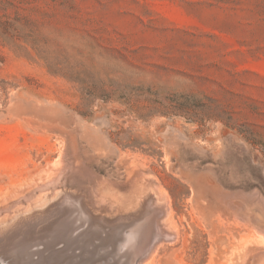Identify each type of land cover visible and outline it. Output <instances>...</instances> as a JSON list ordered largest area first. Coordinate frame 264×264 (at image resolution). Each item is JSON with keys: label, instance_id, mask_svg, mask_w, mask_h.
Instances as JSON below:
<instances>
[{"label": "rangeland", "instance_id": "374dc122", "mask_svg": "<svg viewBox=\"0 0 264 264\" xmlns=\"http://www.w3.org/2000/svg\"><path fill=\"white\" fill-rule=\"evenodd\" d=\"M0 224V264H264V0H0Z\"/></svg>", "mask_w": 264, "mask_h": 264}, {"label": "bare ground", "instance_id": "6f19581e", "mask_svg": "<svg viewBox=\"0 0 264 264\" xmlns=\"http://www.w3.org/2000/svg\"><path fill=\"white\" fill-rule=\"evenodd\" d=\"M48 184H49V183H48ZM65 193H66V192H65ZM58 194H59V193H58ZM60 194H61V193H60ZM67 194H68V193H67ZM152 194H153V193H152ZM157 194H158V193H157ZM162 194H163V193H162ZM74 195H75V194H74ZM160 195H161V194H160ZM163 195H165V194H163ZM46 196H47V195H46ZM65 196H66V194H65ZM65 196H64V197H65ZM158 196H159V195H158ZM165 196H166V195H165ZM165 196H164V199H165ZM66 197H67V196H66ZM75 197H76V196H75ZM75 197H74V198H75ZM77 197H78V196H77ZM79 197H80V196H79ZM155 197H156V196H155ZM166 197H167V196H166ZM80 198L82 199V196H81ZM161 198H162V196H161ZM167 198H168V197H167ZM46 199H47V198H46ZM46 199H45V200H46ZM48 199H49V197H48ZM54 199H55V198H54ZM71 199H72V198H71ZM76 199H77V198H76ZM144 199H145V198H144ZM45 200H43V201H45ZM51 200H53V199H51ZM51 200H50V201H51ZM62 200H64L63 202H65V199H64V198H63ZM67 200H68V199H67ZM67 200H66V201H67ZM78 200H80V199H77V200L74 199V201H78ZM140 200H141V199H140ZM145 200H146V199H145ZM167 200H168V199H167ZM68 201H69V200H68ZM72 201H73V200H70V203H71ZM147 201H148V199H147ZM152 201H153V200H152ZM79 202H80V201H79ZM79 202H78V203H79ZM83 202H84V201H83ZM148 202H149V201H148ZM148 202H146V203H148ZM150 202H151V201H150ZM156 202H157V200H156ZM157 203H159V202H157ZM162 203H163V202H162ZM165 203H166V202H165ZM37 204H40V203H37ZM59 204L61 205V203H59ZM59 204H52V205L48 206L45 210L39 212L38 214H35V217H34V216H33V217L36 218V216H43V215H45L47 212L53 211L57 206H59ZM62 204H63V203H62ZM67 204H69V203L67 202ZM141 204H142V201H141ZM163 204H164V203H163ZM64 205H65V204H64ZM72 205H74V204H72ZM72 205H71V206H72ZM78 205H79V204H78ZM145 205H147V204H145ZM149 205H150V204H149ZM66 206H67V205H66ZM81 206H82V204H81ZM167 206H168V203H167ZM42 207H43V206H42ZM67 207H68V206H67ZM145 207H146V206H144V204H142V205L140 206L141 209H140L137 213H135L134 215H130L129 217L127 216V217H128L127 219H123L124 217H120V218H119V221H121L120 219H123V223H124L125 227H127V228H128V227H131L132 225H135V223L141 221V219L146 215L147 210H148V212H149V210H150V211L152 210V208H151V209H150V208L148 209V207H147V208H145ZM149 207H150V206H149ZM168 207H169V206H168ZM62 208H64V207H61V210H62ZM69 208H70V207H69ZM76 208H79V207H76ZM36 209H39V208H36ZM71 209H72V208H71ZM160 209H161V208H160ZM160 209H159V210H160ZM33 210H34V209H33ZM72 210H73V209H72ZM89 210H90V209L88 208V212H89ZM164 210H165V208H164ZM30 211H32V210H30ZM57 211H58V210H57ZM62 211H63V215L65 216V218H66V215L70 213V209L67 210L66 207H65ZM62 211H60V212H62ZM75 211H76V210H74V213H75ZM82 211H83V208H82ZM82 211H81V212H82ZM168 211H169V210H168ZM53 212H54V211H53ZM72 212H73V211H72ZM81 212L79 213L80 215H81ZM84 212H85V214H86V212H87V210L85 211V207H84V211H83V213H84ZM151 212L153 213L154 211H151ZM26 213H27V212H26ZM26 213H25V214H26ZM258 213H259V212H258ZM70 214H71V213H70ZM72 214H73V213H72ZM75 214L77 215V213H75ZM75 214H73V215H75ZM87 214H88V216H89V218H90L89 213H87ZM147 214H148V213H147ZM150 214H151V213H149L148 215H150ZM19 215H20V214H19ZM22 215H23V214H22ZM73 215H72V216H73ZM168 215H169V212H168ZM255 215H256V214H255ZM54 216H55V214H54ZM56 216H57V215H56ZM68 216H70V215H68ZM68 216H67V218H68ZM81 216H83V217L86 218L87 215H81ZM146 216H147V215H146ZM164 216H165V215H164ZM256 216H257V215H256ZM258 216H259V215H258ZM75 217H76V216H75ZM75 217H74V218H75ZM157 217H158V216H157ZM13 218H14V217H13ZM65 218H63V219H65ZM97 218H98V217H96V219H97ZM99 218H100V217H99ZM103 218H104V217H102L101 219H102V220H105V219H103ZM166 218H167V217H166ZM30 219H31V218L26 219L25 222H26V221H29ZM55 219H56V218H55ZM55 219H54V220H55ZM70 219H71V218H70ZM70 219H69V220H70ZM90 219H91V218H90ZM93 219H94V218H92L93 223H91V225H92V224L94 225V220H95V219H94V220H93ZM69 220L66 219L65 222H63V223H67L66 221H69ZM78 220H79V219H78ZM88 220H89V219H88ZM99 220H100V219H99ZM116 220H117V219H116ZM116 220H115V222H116V224H118L119 221H118V223H117ZM165 220H166V219H165ZM10 221H11V220H10ZM10 221H8V222H10ZM97 221H98V220L95 221V222H96V223H95L96 225H98V224H97ZM106 221H108V220H106ZM8 222H6V223H8ZM14 222H15V221H14ZM53 222H55V221H53ZM71 222H72V221H70V223H71ZM102 222H103V221H102ZM108 222H109V221H108ZM113 222H114V221H113ZM121 222H122V221H121ZM121 222H120V223H121ZM167 222H168V221H167ZM12 223H13V222H12ZM36 223H38V222H36ZM58 223H59V221H58ZM72 223H73V222H72ZM87 223H88V222H87ZM100 223H101V222H100ZM110 223H111V222H110ZM160 223H161V222H160ZM169 223H170V222H169ZM169 223H168V224H169ZM67 224H68V223H67ZM76 224H78V223L76 222ZM80 224L82 225V223H80ZM88 224H89V223H88ZM88 224H87V226L90 227L91 225H88ZM102 224H103V223H102ZM102 224H100V225L102 226ZM108 224H109V223H108ZM108 224H105V221H104L103 227H104V226H107ZM113 224L116 225L115 223H113ZM113 224H112V225H113ZM164 224H167V223H164ZM164 224H163V225H164ZM0 225H1V224H0ZM2 225H3V224H2ZM4 225H5V224H4ZM12 225H14V224H12ZM58 225H59V224H58ZM62 225H65V226L68 227V225H66V224H62ZM71 225H72V224H71ZM85 225H86V224H85ZM93 225H92L91 227H93ZM112 225H111V226H112ZM51 226H52V225H51ZM59 226H60V225H59ZM109 226H110V225H109ZM149 226H150V221H149V219L147 218V219L141 221V223H140L139 225L136 224V225L134 226V228L137 227L135 230H132V231L129 230L130 233H128V234L126 235V237H124L123 239L126 240V242H127L126 244L130 247V249H133V251H134L133 253H134V254H144V253H145L144 255H145V257H146V260H149V262H150V259H152V260L154 259V255L156 254V252H157V250H158V249H157L158 247H157V245L154 246V247H152V248H149V247H148V248H147L148 250L146 249V252L144 251V245L147 243V242H146V239H147V238H145V236H146V235H147V236L150 235V234H148V232L150 231V227H149ZM0 227H1V226H0ZM5 227H6V226H5ZM19 227H20V226H19ZM30 227H31V226H30ZM30 227H29V228H30ZM61 227H63V226H61ZM67 227H66V228H67ZM74 227H76V225H75ZM81 227H82V226H81ZM81 227H79V229H80ZM85 227H86V226H85ZM91 227H90V228H91ZM115 227H116V226H113V229H115ZM151 227H152V226H151ZM156 227H157V230H158V233H159V234H158L159 238H163V239H164V238L166 237L168 240H169V239H172L173 241L176 240V237H174V235L171 234L169 230H168V232H166L164 228H160V229H158V226H156ZM161 227H162V225H161ZM167 227H168V226H167ZM56 228H58V226H57ZM59 228H60V227H59ZM63 228H64V230H65V227H63ZM63 228H62V235H65L68 231H66V230L64 231ZM69 228H70V227H69ZM90 228H88V229H90ZM97 228H98V227H97ZM99 228H100V227H99ZM106 228H108V227H106ZM116 228H117V227H116ZM27 229H28V228H27ZM70 229H71V228H70ZM70 229L67 228V230H70ZM79 229H78V226H77V230H79ZM85 229L87 230V227H86ZM100 229H102V228H100ZM104 229H105V227H104ZM111 229H112V227H111ZM111 229H110V231H108V233H109V232L111 233ZM117 229H118V228H117ZM130 229H131V228H130ZM167 229H168V228H167ZM47 230H48V229H47ZM49 230H50V229H49ZM75 230H76V229H75ZM75 230L73 229V232H75ZM86 230H85V231H86ZM102 230H103V229H102ZM102 230H101V231H102ZM120 230H121V228H120ZM122 230H123V229H122ZM154 230H155V229H154ZM26 231H27V230H26ZM52 231H53V230H52ZM56 231H58V230H56ZM71 231H72V230H71ZM83 231H84L83 229L80 230V232H83ZM85 231H84V233H86L88 230H87L86 232H85ZM95 231H96V230H95ZM98 231H99V230H98ZM103 231H104V230H103ZM106 231H107V229H106ZM7 232H8V231H7ZM58 232H59V231H58ZM65 232H66V233H65ZM80 232H78V233H80ZM88 232H90V231H88ZM104 232H105V231H104ZM14 233H15V230H12V231L10 232L9 235H13ZM18 233H19V232H18ZM51 233H53V232H51ZM60 233H61V232H60ZM63 233H65V234H63ZM92 233H94L93 230H92ZM96 233H97V232H96ZM99 233H100V231L98 232V234H99ZM101 233H102V232H101ZM101 233H100L99 235H101ZM108 233H107V234H108ZM112 233H113V230H112ZM121 233H122V231H121ZM150 233H151V232H150ZM173 233H174V232H173ZM30 234H31V233H30ZM54 234H55V233H54ZM68 234H71V233L69 232ZM90 234H91V233H90ZM105 234H106V233H105ZM107 234H106V236H107ZM116 234H118V233H116ZM66 235H67V234H66ZM72 235H74V237H75V236L78 235V234L76 233V235H75V234H72ZM72 235H71L70 238H73ZM85 235H86V234H85ZM85 235H83V237H84ZM91 235H93V234H91ZM99 235H98L97 238H99ZM120 235H121V234H120ZM151 235H152V234H151ZM25 236H26V235H25ZM40 236H41V235H40ZM57 236H58V235H57ZM87 236H89V234H87L85 237L88 238ZM106 236L104 235L102 239H104V237L106 238ZM113 236H114V234H113ZM175 236H176V235H175ZM4 237H5V236H4ZM9 237H11V236H9ZM76 237H77V236H76ZM101 237H102V236H101ZM116 237H118V236H116ZM119 237H120V236H119ZM119 237H118V242H119V241L122 242V240H123V239H121L122 237H121V238H119ZM150 237H151V236H150ZM150 237H148V238H150ZM152 237H153V239H152ZM152 237H151L152 240H150V241H153V240H154V236H152ZM155 237H156V236H155ZM5 238H6V237H5ZM23 238H24V237H23ZM59 238H61V237L59 236ZM63 238H64V237L62 236V239H63ZM113 238H114V237H113ZM113 238H112V243L116 240L115 238H114V239H113ZM20 239H21V237H20ZM52 239H53V238H52ZM65 239H67V236H66ZM77 239L80 240V239H82V237L79 239V235H78V238H77ZM100 239H101V238H100ZM144 239H145V240H144ZM7 240H8V239H7ZM108 240H110V239H108ZM113 240H114V241H113ZM147 240H148V239H147ZM5 241H6V240H5ZM47 241H48V240H47ZM69 241H70V240H69ZM71 241H72V240H71ZM74 241H75V240H74ZM74 241H72V242H73V243H77V242H74ZM76 241H77V240H76ZM93 241H94V239H93ZM93 241H92V242H93ZM106 241H107V240H106ZM12 242H15V241H12ZM19 242H20V241H19ZM38 242H39V241H38ZM38 242H36V243H38ZM49 242H50V241H49ZM66 242H68V241H66ZM94 242H95V241H94ZM94 242H93V243H94ZM97 242H98V241H97ZM110 242H111V241H110ZM144 242H146V243L144 244ZM148 242H149V241H148ZM27 243H28V242H27ZM43 243H45V242L43 241ZM93 243H92V244H93ZM107 243H108V242H107ZM151 243L153 244L154 241H153V242H150V244L148 243L149 246L151 245ZM25 244H26V243H25ZM25 244H24V245H25ZM68 244H69V243H68ZM68 244H67V245H68ZM95 244H96V243H95ZM119 244H120V242H119ZM148 244H147V245H148ZM164 244H165V243H164ZM13 245H14V243H13ZM16 245H17V244H16ZM24 245H22V246H24ZM31 245H32V244H31ZM35 245H37V244H35ZM58 245H59V244H58ZM64 245H66V243H65ZM69 245H72V244H69ZM90 245H91V244H90ZM90 245H88V248H89ZM107 245H108V244H107ZM109 245H110V244H109ZM147 245H146V246H147ZM160 245H161V244H160ZM82 246H84V245H82ZM95 246H97V244L94 245V247H95ZM110 246H111V245H110ZM115 246H116V245H115ZM115 246H114V247H115ZM152 246H153V245H152ZM5 247H6V246H5ZM32 247H34V246H31V248H32ZM38 247H40V246H38ZM60 247H61V246H60ZM72 247H73V245H72ZM85 247H86V245H85ZM91 247H92V245H91ZM101 247H102V246H101ZM107 247H108V246H106L105 248L107 249ZM15 248H16V247H15ZM19 248H20V247H19ZM23 248H24V247H23ZM29 248H30V246H29ZM55 248H58V247H55ZM55 248H54V249H55ZM63 248H64V246H63ZM76 248H77V247H76ZM98 248H99V247H98ZM145 248H146V247H145ZM6 249H7V248H6ZM21 249H22V248H21ZM27 249H28V248H27ZM38 249H39V248H38ZM38 249H36V250H38ZM67 249H68V248H67ZM74 249H75V248H74ZM100 249H101V248H100ZM103 249H104V248H103ZM103 249H102V251H103ZM109 249H110V248H109ZM3 250H4V248H3ZM34 250H35V249H34ZM70 250H71V249H70ZM85 250H86V249H85ZM88 250H89V249H88ZM92 250H93V248H92ZM97 250H98V249H97ZM104 250H105V249H104ZM113 250L115 251V249H113ZM4 251H5V250H4ZM22 251H23V250H22ZM64 251H65V250H64ZM67 251H68V250H67ZM71 251H73V250H71ZM71 251H70V252H71ZM74 251H75V250H74ZM99 251H100V250H99ZM109 251H110V250H109ZM8 252H9V250H8ZM8 252H7V253H8ZM20 252H21V251H20ZM26 252H27V251H26ZM31 252H32V251H31ZM47 252H48V251H47ZM61 252H62V251H61ZM97 252H98V251H97ZM100 252H101V251H100ZM129 252H130V251H129ZM2 253H3V252H2ZM9 253H10V252H9ZM12 253H13V252H12ZM18 253H19V252H18ZM18 253H17V254H18ZM56 253L58 254L59 252L56 251ZM66 253H67V252H66ZM101 253H102V252H101ZM113 253H114V252H112L111 255H112ZM4 254H5V253H4ZM25 254H26V253H25ZM33 254H34V253H33ZM85 254H86V253H85ZM95 254H99V253H95ZM95 254H94V256H95ZM108 254H109V252H108ZM114 254H115V253H114ZM130 254H131V252H130ZM9 255H10V254H9ZM27 255H29V254H27ZM44 255H45V254H44ZM99 255H100V254H99ZM102 255H103V256H104V255L108 256V255H107V252H106V254H102ZM102 255H101V256H102ZM111 255H110V256H111ZM144 255H143V256H144ZM7 256H8V255H7ZM19 256H20V255H19ZM25 256H26V255H25ZM25 256H23V257H25ZM31 256H32V255H31ZM31 256H30V257H31ZM39 256H41V255H39ZM63 256H66V255L63 254ZM77 256H78V255H77ZM82 256H83V255H82ZM87 256H89V255L87 254ZM101 256H100V257H101ZM106 256H105V257H106ZM139 256H140V255H139ZM143 256L141 255L140 257H143ZM14 257H15V256H14ZM45 257H46V256H45ZM95 257L98 258L97 256H95ZM19 258H20V257H19ZM79 258H80V257H79ZM96 258H95V259H96ZM110 258H111L112 261H113L112 256H111ZM2 259H3V257H2ZM2 259H1V262H2ZM24 259H26V258H24ZM24 259H23V260H24ZM28 259H29V258H28ZM32 259H33V258H32ZM34 259H35V258H34ZM34 259H33V260H34ZM84 259H85V258H84ZM89 259H90V258H89ZM111 259H109V257L107 258V260H111ZM4 260H5V259H4ZM21 260H22V259H20L18 262H20ZM37 260H38V259H37ZM67 260H68V259H67ZM75 260H76V259H75ZM85 260H86V259H85ZM107 260H105V261L107 262ZM45 261H46V259H45ZM72 261H73V260H72ZM76 261H78V260H76ZM112 261H110V262H112ZM138 261H139V259H138ZM13 262H14V261H13ZM25 262H26V260H25ZM101 262H102V261H101ZM106 262H105V263H106ZM113 262H114V261H113ZM134 262H135V261H134ZM136 262H137V261H136ZM10 263H11V262H10ZM22 263H23V262H21V264H22ZM41 263H42V262H41ZM49 263H50V262H49ZM72 263H73V262H72ZM74 263H75V261H74ZM86 263H87V262H86ZM86 263H85V264H86ZM88 263H89V261H88ZM108 263H109V262H108ZM144 263H145V262H144ZM25 264H26V263H25ZM32 264H33V262H32ZM68 264H69V263H68ZM95 264H96V263H95ZM106 264H107V263H106ZM113 264H115V262H114ZM134 264H135V263H134Z\"/></svg>", "mask_w": 264, "mask_h": 264}]
</instances>
